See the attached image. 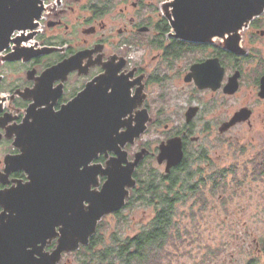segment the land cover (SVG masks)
Segmentation results:
<instances>
[{"label": "flooded vegetation", "instance_id": "1", "mask_svg": "<svg viewBox=\"0 0 264 264\" xmlns=\"http://www.w3.org/2000/svg\"><path fill=\"white\" fill-rule=\"evenodd\" d=\"M172 1L46 0L31 39L0 53V264L55 256L61 225L41 238L39 255L31 246L32 178L43 172L44 134L58 145V121L80 116L90 84L94 100L120 119L127 161L139 159L125 206L108 216L128 209L144 168L165 184L179 174L209 191L220 183L221 200L230 176L237 191L260 189L264 200V13L229 47L226 35L182 38L165 14ZM218 149L236 160L214 159ZM113 157L94 163L105 167ZM85 246L54 264H91ZM254 247L264 255V239Z\"/></svg>", "mask_w": 264, "mask_h": 264}, {"label": "water", "instance_id": "2", "mask_svg": "<svg viewBox=\"0 0 264 264\" xmlns=\"http://www.w3.org/2000/svg\"><path fill=\"white\" fill-rule=\"evenodd\" d=\"M45 1L0 0V53L11 41L19 45L31 39ZM169 6L173 10L165 14L169 19L173 16L171 25L182 38L204 42L226 35L229 47L238 42L239 33L254 18L264 13V0H173ZM20 31H28V35L13 40L12 35ZM80 106L79 117L58 121L57 146L49 144V132L44 134L43 172L37 170L31 184L34 253L39 255L41 238L52 236L55 226L61 225V229L55 256L31 260V264H54L61 252L87 245L98 223L125 206L128 189L135 184L132 176L139 159L127 161L121 149L127 139L118 134L121 124L113 108H107L102 99L94 100L92 84L84 91ZM39 150L37 147L36 152ZM108 152L114 157L105 167L94 163L100 154ZM101 177L106 180L97 190Z\"/></svg>", "mask_w": 264, "mask_h": 264}, {"label": "rangeland", "instance_id": "3", "mask_svg": "<svg viewBox=\"0 0 264 264\" xmlns=\"http://www.w3.org/2000/svg\"><path fill=\"white\" fill-rule=\"evenodd\" d=\"M225 154L218 149L211 155L214 159L221 155L226 164L236 160L235 154ZM230 179L227 177L228 187L223 191L225 199L218 197L220 193L210 196L209 190L202 188L201 199L191 198L178 205L182 240L175 247H168L164 264H264V255H259L254 247V242L264 239L262 193L260 189L257 193L237 191ZM153 213V207L140 204L123 210L127 219L124 235L137 233ZM105 221L112 229L116 218L108 216Z\"/></svg>", "mask_w": 264, "mask_h": 264}, {"label": "trees", "instance_id": "4", "mask_svg": "<svg viewBox=\"0 0 264 264\" xmlns=\"http://www.w3.org/2000/svg\"><path fill=\"white\" fill-rule=\"evenodd\" d=\"M177 177L178 181L172 179L165 184L156 171L142 169L139 176L142 190L132 195L127 207L133 208L136 204L153 207L152 218L132 236L123 233L127 219L122 212L115 214L116 223L112 229L105 218L102 219L95 236L91 238L89 245L82 249V256L88 257L86 262L164 264L168 247L173 248L177 241L182 240L178 205L185 204L191 198L201 199L204 196L202 188H205V185L200 188L192 183L187 175L179 174ZM218 189L220 183H213L209 191L211 196L219 193Z\"/></svg>", "mask_w": 264, "mask_h": 264}, {"label": "built area", "instance_id": "5", "mask_svg": "<svg viewBox=\"0 0 264 264\" xmlns=\"http://www.w3.org/2000/svg\"><path fill=\"white\" fill-rule=\"evenodd\" d=\"M16 34L20 35V34H21V32H16ZM14 35H15V34H14ZM14 35H13V36H14Z\"/></svg>", "mask_w": 264, "mask_h": 264}]
</instances>
